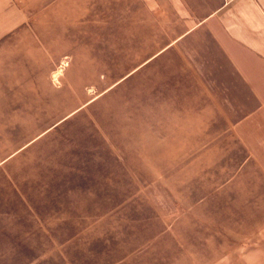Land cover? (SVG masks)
<instances>
[{
	"label": "rangeland",
	"instance_id": "rangeland-1",
	"mask_svg": "<svg viewBox=\"0 0 264 264\" xmlns=\"http://www.w3.org/2000/svg\"><path fill=\"white\" fill-rule=\"evenodd\" d=\"M114 1L58 0L41 16L37 4L32 35L0 53L12 78L0 100V264H106L119 251H147L134 264H264L246 255L260 246L264 198L249 205L242 179L217 185L204 148L217 121L169 114L194 111L162 90L174 81L164 62L181 57L137 69L162 37Z\"/></svg>",
	"mask_w": 264,
	"mask_h": 264
},
{
	"label": "crops",
	"instance_id": "crops-1",
	"mask_svg": "<svg viewBox=\"0 0 264 264\" xmlns=\"http://www.w3.org/2000/svg\"><path fill=\"white\" fill-rule=\"evenodd\" d=\"M57 1L0 0V53L10 51L12 43H19L21 37L32 35L28 21L37 16V4L41 16L44 3ZM114 2L120 18L125 15L130 20L150 22L152 34L162 37V42L152 48V54L137 69L159 62L157 58L168 52H177L181 57L178 61L164 60L167 67L174 69V81L165 83L162 90L171 92L179 106H194L189 113L169 114L213 117L208 121L210 125L217 121V134L204 145L211 148L215 169L222 171L217 185L228 190L242 179L245 188L250 189L245 193L246 202L259 203L264 198V0ZM120 3L125 4L124 8L119 7ZM5 66L0 62V100L12 90V78L4 71ZM234 148L240 149L241 158L234 156ZM197 199L198 204L207 202L210 194H198ZM259 229L260 246L246 253L249 258L264 257V223ZM107 251L103 246L101 257ZM146 252L123 255L119 251L106 264H134L133 259Z\"/></svg>",
	"mask_w": 264,
	"mask_h": 264
}]
</instances>
